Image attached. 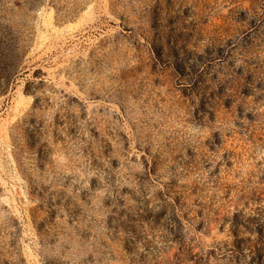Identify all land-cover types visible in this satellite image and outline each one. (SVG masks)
<instances>
[{"label":"rangeland","instance_id":"rangeland-1","mask_svg":"<svg viewBox=\"0 0 264 264\" xmlns=\"http://www.w3.org/2000/svg\"><path fill=\"white\" fill-rule=\"evenodd\" d=\"M0 264H264V0H0Z\"/></svg>","mask_w":264,"mask_h":264},{"label":"trees","instance_id":"trees-1","mask_svg":"<svg viewBox=\"0 0 264 264\" xmlns=\"http://www.w3.org/2000/svg\"><path fill=\"white\" fill-rule=\"evenodd\" d=\"M257 254H258V255L254 254V258H256V259H258V260H259V259L262 260V256H261L262 253H261V252H258Z\"/></svg>","mask_w":264,"mask_h":264}]
</instances>
